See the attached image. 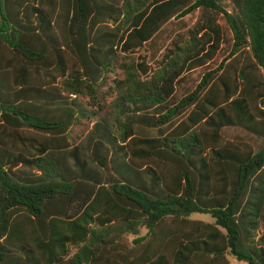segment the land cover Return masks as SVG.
<instances>
[{
  "label": "trees",
  "instance_id": "obj_1",
  "mask_svg": "<svg viewBox=\"0 0 264 264\" xmlns=\"http://www.w3.org/2000/svg\"><path fill=\"white\" fill-rule=\"evenodd\" d=\"M229 258L264 264V0H0V264Z\"/></svg>",
  "mask_w": 264,
  "mask_h": 264
},
{
  "label": "rangeland",
  "instance_id": "obj_2",
  "mask_svg": "<svg viewBox=\"0 0 264 264\" xmlns=\"http://www.w3.org/2000/svg\"><path fill=\"white\" fill-rule=\"evenodd\" d=\"M183 20V24H179V23H175L170 29L172 30V32H175V31H178V30H181L180 28L182 27V25H187V26H189V25H191L192 23H193V21H194V18L192 17V18H184V19H182ZM176 29V30H175ZM174 30V31H173ZM160 45H164V42L163 43H160ZM142 54V53H141ZM138 57V54H135L134 55V58L136 59ZM148 130H150L149 131V134H151V135H153L154 133H155V129H148ZM240 135H241V137H243V140L244 141H246V142H248V144H252L251 143V140H250V137H248V136H244L243 134H241V133H239L238 134V136H239V141H242L241 140V137H240ZM256 144H258V145H261L262 144V142L261 141H257L256 142ZM257 148V147H256ZM192 219H194V220H200V221H203V222H205V223H211L212 222V220H211V218L208 216V215H193L192 217H191ZM145 230L144 229H142L141 230V235H143V234H145ZM229 261H230V264H246V263H244V262H237V261H235L234 259H232V258H229Z\"/></svg>",
  "mask_w": 264,
  "mask_h": 264
}]
</instances>
